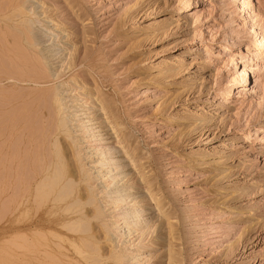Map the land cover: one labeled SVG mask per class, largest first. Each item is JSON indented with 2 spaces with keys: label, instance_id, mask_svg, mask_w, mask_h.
<instances>
[{
  "label": "rangeland",
  "instance_id": "1",
  "mask_svg": "<svg viewBox=\"0 0 264 264\" xmlns=\"http://www.w3.org/2000/svg\"><path fill=\"white\" fill-rule=\"evenodd\" d=\"M21 1L30 12V29L39 39L35 54L45 62L49 79H27L35 57L24 46L25 51L13 50L10 30L15 24L6 22L14 26L8 30L0 21V71L12 76L9 71L16 67L24 74L30 70L21 78L0 72V121L14 118L16 110L15 117L20 116L22 103L33 101L41 89L61 86L66 100H72L68 106L83 109V121L99 122L94 126L102 131L99 142L80 138L78 118L68 126L80 143L75 153L92 174L103 226L114 243L106 244L100 230L104 256L117 253L121 264H168L170 258L172 264H264V130L252 131L264 123V68L260 59L250 61L246 34L252 23L264 34V0H245L252 2L247 9L252 20L237 9L238 0ZM230 26L239 39L232 50L225 49L224 39ZM2 64L11 68L8 73ZM243 67L251 70L243 86L234 89L248 97L235 96L220 108ZM35 105L29 110L36 114L33 123L29 118L33 128L47 118L44 107L36 110ZM45 121L37 125L45 129ZM103 145L116 149L114 157L123 166V175L114 181L127 187L129 196L119 205L98 194L100 185L109 186L93 173L98 170L96 150ZM151 194L160 197L166 215L146 199ZM4 200L0 197V209ZM120 210L146 212L122 221ZM128 220L137 222L127 227ZM93 225L99 231L101 225Z\"/></svg>",
  "mask_w": 264,
  "mask_h": 264
},
{
  "label": "bare ground",
  "instance_id": "2",
  "mask_svg": "<svg viewBox=\"0 0 264 264\" xmlns=\"http://www.w3.org/2000/svg\"><path fill=\"white\" fill-rule=\"evenodd\" d=\"M2 1H4V5L1 3L0 12L4 13L5 16L1 17L0 21L4 22V26L8 30L14 26L12 25V27H10L6 25V22H13L12 24H15L14 29L10 30L12 35L9 34L12 40H14V43L13 41L10 43L12 47L16 48L13 50H24L22 48L24 46L26 52L32 55V58L35 57L34 60L31 59L33 61L31 64L32 69L30 68V70H32V75L27 76V79L32 76V80L36 79L35 81L31 80L33 83L48 80L49 73L48 70H46L45 62L35 54L38 44L37 40L39 39L36 40V34L34 35V31L32 32L30 29V24L27 19L30 12L26 10L22 3H19L21 0L18 1V3H12L13 0ZM238 2L239 5L237 9L241 12H245L247 20H252L247 10L252 2H246L245 0H238ZM257 25L256 23H252L248 26L246 34H248L250 38V43L247 45L248 49H251V53H249L250 61L253 62L254 60L260 59L262 61L260 68H264V34L262 27L260 29ZM6 28L5 30L8 31ZM229 28H231V26ZM5 30V33H9ZM4 32L2 33L3 35H5ZM235 32V29L231 28L226 34L224 39L228 42L225 45V49L232 50L234 47L238 46L239 39H236L237 34ZM2 39L5 40V37L2 36ZM233 39H236V41ZM2 42L1 40V43ZM5 50L6 48L3 52H5ZM20 51L16 52L18 53ZM53 51L57 50H48L47 53ZM5 53L7 54V52ZM24 54L26 57V53ZM3 56L5 57V54H3ZM14 56L16 55L14 54ZM18 56L20 57V55ZM27 59L28 58H26V60ZM3 62L6 63L7 61ZM8 63L10 66L11 61ZM2 65L4 69L8 68V65H5L7 67H5L4 64ZM12 65L10 67L15 68V65ZM10 69L11 68H8V71ZM17 69L18 67H16V70ZM16 70H13L15 74L13 71H9V74L13 73L10 74L12 76L6 75L3 70L0 72L1 75L3 72L4 76H8L7 78L15 77L13 75H18L21 78L22 75L24 77L25 74L27 75V71H30L27 70L24 74L21 70ZM248 70L251 69L243 67L236 72L234 83L230 81L231 86L229 91L225 93L221 99L220 108H223L225 103L235 96L239 99L248 97L246 92H236L237 88L234 89V86L237 84L243 86L244 81L248 77ZM5 71L8 73L7 69ZM154 85H156V83ZM168 86V84H164L162 88H167ZM154 88H157V86L152 87V89ZM25 90L26 89H24V91ZM249 90L251 91V89ZM66 91L65 88L56 86L51 90L47 89L43 91L41 89L40 93H36L35 99H33L34 97L31 98L34 101V105L35 103L40 105H35L37 108H41L42 106L45 109L47 118H44L48 119V125L45 129H41V125H37L46 120L44 118V120L38 119L41 112L36 118L39 123L37 120H34L37 121L36 124L35 122L34 124L39 127V129H37L36 126V128H33V118L31 115L35 118L34 115L36 114H33L34 111L33 113L29 112L33 105V101H30V99H28V101H30L29 103L26 101L29 105L27 103H22L23 105L25 104L23 108L22 104H19L18 109L22 108V110H20V113H22L20 116L18 114V117H15L17 111H19L16 110V114L14 113L13 115L14 118L9 115L10 118H5L6 120L0 121V197L3 200L5 199L0 209V264H105V261H111L113 264H121L120 260L122 259L119 258L117 253H110L107 257L104 256V252L102 253L103 243L101 244L98 238L101 233L100 230L104 233L101 235L104 236L103 240L105 239L104 241L106 244H111L113 240L108 237L107 228L103 226L102 208L98 206L96 199L97 195L94 194L90 184L93 182H90L91 173L88 171L90 173L88 174L87 171L83 169V159L81 160L78 158V154L75 153V147L80 143L73 139L72 133L70 132L71 126L69 127L68 125L71 124L73 118H78V132L81 136L80 138L85 142L101 141L100 139L98 140V137H101L100 133L102 131L96 130L99 129V127L94 126L99 124V122H96L94 119L91 121H83L84 118H80L85 115V113L79 106L72 104L68 106V103L72 100H66L67 98L64 96ZM12 95L9 97L12 98ZM8 99L5 101L7 102ZM19 99L20 98H18V100ZM14 101L16 102L17 100ZM30 104L32 105L30 106ZM2 108L3 106L0 109ZM12 111L15 112L13 109ZM0 113L2 114V112ZM44 114L42 113L41 117L45 116ZM5 115L3 114L4 117ZM29 118L32 123L29 121ZM2 122L4 123L1 124ZM19 123L20 126L18 127ZM44 123L42 127L46 124ZM261 129L264 130V123L259 124L252 131L257 135ZM19 130H21V133L14 138L15 133L17 134ZM240 139L241 138H237V140ZM115 150L116 149L106 147L105 145L97 148L96 156H99L95 160V168H98V170L93 173L96 174L94 178L102 179L109 183V186L106 185L105 187L99 184L102 189L98 194L101 196L105 194L104 198L107 197L109 201L113 200L115 205H119L129 195H127V187H117V182L114 181L115 178H117L116 176L123 175L121 172L123 166H121L122 164L120 165V162L114 157L117 153ZM126 151L125 153L127 155L128 153ZM114 170H118V174L117 172L113 174ZM139 170L142 169L139 168ZM129 188H131V186H129ZM159 198L157 194L146 196L147 200L156 202V212L166 215V210H164V206L160 204ZM145 212V210L141 212L121 211L119 212L120 218H118L122 221H127L128 218H131V215L143 214ZM167 219L168 218H166V220ZM115 221L117 222V220ZM93 222L101 225L99 231L98 228L97 232L95 231L96 228L93 227ZM117 223L113 227L115 233H118L117 231L120 228ZM133 223L134 221L130 220L129 222L128 220L126 226L132 225ZM109 236L111 237V235ZM124 236L125 234H121L117 237L121 238ZM101 239L100 237V240ZM169 251L171 252L172 250L170 249ZM172 262V258H170L168 264H172Z\"/></svg>",
  "mask_w": 264,
  "mask_h": 264
}]
</instances>
